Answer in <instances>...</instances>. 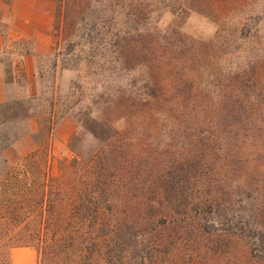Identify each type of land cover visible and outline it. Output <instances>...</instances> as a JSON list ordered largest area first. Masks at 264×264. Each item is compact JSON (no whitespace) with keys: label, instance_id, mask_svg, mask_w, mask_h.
Returning <instances> with one entry per match:
<instances>
[{"label":"rangeland","instance_id":"obj_1","mask_svg":"<svg viewBox=\"0 0 264 264\" xmlns=\"http://www.w3.org/2000/svg\"><path fill=\"white\" fill-rule=\"evenodd\" d=\"M203 1L178 14L163 8L155 20L159 32L145 34L136 47L140 53L135 49L130 54L147 69L162 68L161 74L148 72L150 78L175 83L169 95L187 97L189 108L179 110L173 102L172 110L153 120L118 110L105 112L122 146L114 170L102 173L98 140L75 120L65 144L53 145L46 113L38 117L40 147L34 156L45 169L65 178L84 176L113 199L112 212L103 213L88 187L90 200L81 212L77 205L72 215L74 226L84 225L83 230H70L75 239L95 241L92 264H129L125 246L95 234L93 227L102 213L107 225L153 222L149 264H264V256H253L247 239L233 231L236 223L244 222L264 232V0ZM51 30L50 25L52 49L35 57L37 94L44 109L52 90L50 56L57 44ZM15 43L20 48L33 46L31 39ZM2 62L9 69V56ZM79 73L60 71L57 82L63 99L73 92ZM15 83L6 100L15 98L14 89L20 90V81ZM84 92L85 102L87 87ZM69 251L78 260V246ZM8 259L9 263L0 258V264L38 260L31 247H13Z\"/></svg>","mask_w":264,"mask_h":264},{"label":"trees","instance_id":"obj_2","mask_svg":"<svg viewBox=\"0 0 264 264\" xmlns=\"http://www.w3.org/2000/svg\"><path fill=\"white\" fill-rule=\"evenodd\" d=\"M203 2L55 0L51 32L57 44L50 56L53 81L51 95L46 99L47 109L40 105L38 94L0 102V258L9 263L10 249L31 247L36 251L37 264H92L90 252L95 247V241L75 239L70 230L74 227L83 230L84 225L74 226L72 215L77 205V211L81 212L84 203L90 200L87 198L88 187L94 192L91 200L94 199L98 210L112 212L114 202L107 198L106 189L100 185L96 188L95 182H87L84 176L65 178L51 175L34 153L11 164L3 151L29 132L31 117L46 113L45 127L51 132L55 120L67 115L98 140L102 173L114 170L122 146L119 132L113 129L105 112L118 110L135 119L148 116L153 120L172 110L170 104L173 102L179 105V110L189 108L184 103L187 97L181 99L169 95L175 83H158L152 75L150 78V73L161 74L162 68L151 66L147 69L134 62L130 54L135 49L140 53L136 47L145 34L159 32L155 20L163 8L178 14L181 8L192 10L191 4ZM2 23L0 13L1 31L5 27ZM245 26V22L240 25L241 33ZM27 51L31 52V49L27 48ZM62 69H75L81 73L72 82L73 92L64 99L57 82ZM9 71L6 69L7 73ZM85 87L89 93L88 101L84 102ZM76 93L78 95L74 97ZM194 99L196 97L189 100L191 106L195 103ZM99 176L95 174L97 183H101ZM103 213L93 227L95 234L113 238L125 246L129 264L152 262L153 247L150 242L155 228L153 222L134 224L114 221L107 225ZM233 231L247 239L253 256H264L263 231L244 222L236 223ZM89 245L92 248L87 251ZM73 246H78V260L71 258L69 250Z\"/></svg>","mask_w":264,"mask_h":264},{"label":"crops","instance_id":"obj_3","mask_svg":"<svg viewBox=\"0 0 264 264\" xmlns=\"http://www.w3.org/2000/svg\"><path fill=\"white\" fill-rule=\"evenodd\" d=\"M54 8L55 0H0L1 21L5 26L0 30V102L8 98V90L15 87L16 79L20 81V90L14 89V97L34 96L39 91L35 57L52 49L49 28ZM22 38L33 41L31 52L27 51V47H16L15 42ZM6 55L9 56L10 64L8 73L2 62ZM37 120V116L31 117L28 122L29 132L4 149L3 154L8 161L16 162L37 152L40 147L36 136L39 129ZM75 126L72 118L61 117L51 128L49 141L53 145L56 142L65 144Z\"/></svg>","mask_w":264,"mask_h":264}]
</instances>
